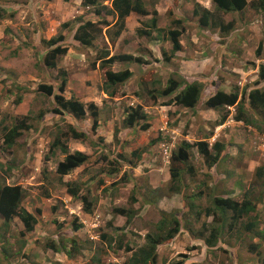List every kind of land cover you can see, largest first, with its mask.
Listing matches in <instances>:
<instances>
[{"label":"rangeland","instance_id":"obj_1","mask_svg":"<svg viewBox=\"0 0 264 264\" xmlns=\"http://www.w3.org/2000/svg\"><path fill=\"white\" fill-rule=\"evenodd\" d=\"M261 1L251 0L241 11L221 12L223 23L233 25L227 34L219 35L190 17L195 2L215 11L212 0H144L150 12L157 11V25L182 29L181 52L165 60L170 46L151 35V14L126 18L115 44L106 38L104 43V34H99L90 46H82L73 38L78 18H96L94 8L84 7L81 0H0L6 17L0 20V121L10 124L15 116L36 117L51 111L52 98L37 92L38 86L51 83L58 93L60 70L66 71L67 80L62 94L81 101L85 108L81 117L66 111L55 122H42L43 128L37 126V133H31L35 142L25 134L20 139L25 145L19 141L11 154L1 146L0 181L26 189L21 205L38 222L28 232L21 231L19 219L8 222L0 240V264H130L132 250L144 244L147 233L156 231L162 217L173 214L181 217L183 225L173 239L158 246L156 264H264V115L251 108L247 99L264 65ZM139 30L150 34L140 35ZM114 31L111 28L109 33ZM58 33L64 34L67 52L55 67L46 69L47 46L42 40ZM106 49L110 55L127 52L147 58L148 66L110 64L108 69L128 67L133 74L121 84L106 87L107 68L97 59ZM170 76L199 78L208 85L202 88L203 100L219 87L237 90L239 106L245 108L250 124L232 119L234 107L160 105L177 91L153 102L149 92H158ZM212 81L216 86L209 84ZM104 87L112 95L104 93ZM259 87L264 90V85ZM138 105L146 117L128 125L126 119ZM224 116L225 125L216 126ZM143 122L148 123L145 130L139 127ZM70 126L83 132L85 140L70 138ZM56 136L62 146H69L67 151L90 154L65 176L56 173L64 154L60 147L50 148ZM198 141L208 145V155L198 151ZM133 150L142 154L141 159L132 155ZM215 155L218 159L210 165ZM114 166L117 171L111 170ZM171 168L179 173L173 182L167 180ZM64 183L80 187L90 212L83 210L80 199L70 197ZM174 188L181 192L173 194ZM221 196L247 200L254 209L231 219L230 211L221 215L213 206V198ZM119 207L126 209L129 219L114 212ZM251 220H259L260 235L246 233L244 226ZM78 223L82 226L74 229ZM211 234H218L215 246L203 242ZM251 244L254 250L248 247Z\"/></svg>","mask_w":264,"mask_h":264},{"label":"trees","instance_id":"obj_2","mask_svg":"<svg viewBox=\"0 0 264 264\" xmlns=\"http://www.w3.org/2000/svg\"><path fill=\"white\" fill-rule=\"evenodd\" d=\"M250 1L212 0L215 7V11H210L208 8H205L201 6L198 2H195L192 9V16L197 17L199 26L206 27L210 30H218L220 35L227 34L230 31L233 23L224 24L222 19L220 18V13L241 11L246 6L250 5ZM111 4L113 9H107L105 6L101 5V0H82V5L93 6L95 15L98 17V20L96 22L90 20L83 21L79 16V23L75 29V32L73 33V38L78 44L82 46H90L93 43V40L95 39L96 35L102 33V26H109L110 22L106 20V16L108 13L113 14V16L116 15V21L111 27L115 28V31L109 33L111 29L109 27L106 30V33L108 34V38L110 40V44L111 42L112 44H115L117 36L125 27L126 17L132 13H136L138 15L143 16L152 14V17L150 18L151 20L148 23V27H150V30L154 29L159 32L162 31V28H158L156 25L157 11L153 10L152 12H150L146 8L144 0H112ZM4 18L6 17L2 13L1 9L0 20ZM179 22L180 20H174V23L176 24H179ZM67 25L68 22L63 23L62 27H66ZM138 32L140 35L150 34V32L146 30H139ZM165 34H167L172 45L171 53L165 54V60H170L171 57L174 56L175 52L179 51L182 48L180 43L181 30H179L178 28L168 29ZM64 39V34L58 33L55 37L42 40L43 43L47 46V51L43 59L44 65L49 68L55 67L57 59L67 52V46H64L63 43ZM258 52L259 50H257L256 52L257 55ZM97 59L103 62V66H101L103 69L107 68V70H105L104 81V85H106V87L123 83L133 74V72L127 67L119 68L116 71L108 69L107 66H109L110 64L112 65L114 63H121L123 65L125 63H138V65L148 66L149 63V60L147 58H143L141 56H134L133 54L127 52H118L116 54L110 55L108 49L104 50L101 54H97ZM59 72L62 75V80L58 87V93H53L52 86L46 84H39L37 92H42L46 95H53L56 105L59 106L62 110L71 111L76 117L83 116L85 114L84 104L74 97L67 98L62 94V91L64 90L67 81L65 78L66 71L60 70ZM259 75L261 79H264L263 64H261L259 68ZM212 83L214 84L215 82ZM201 90L202 83L197 80L186 81L182 77L176 79L174 78V76H170L167 79V84L163 88L159 89L158 92H149V95L152 101L156 102L157 98H160L163 95L172 94L177 91V93L172 98L163 100L160 105L175 104L182 105L185 107H193L200 98ZM20 99L21 97L18 98V101H20ZM237 99V91L224 92L223 90H218L213 95L209 96V98L206 100V104L211 107L225 105L233 106L234 104H236ZM248 99L250 106L252 108L257 109L260 114L264 115V91H260L257 88L252 89L248 92ZM91 108V111L94 112L93 104L90 105V109ZM53 111L59 112V108H54ZM94 114L96 113L94 112ZM144 117H146V114L142 110V107L138 105L132 113L130 120L128 121L126 119V122L128 125H132L133 123ZM26 119L27 116L21 119H14L16 121V124L4 133L2 150H4L7 154H11L13 152L14 146H17V144L21 142L20 140H18L21 137V130L30 127V124L26 122ZM234 119L244 120L247 123H250L248 120H245V111L243 107H238L236 109ZM223 120L224 118H222L221 122ZM139 127H141L142 129H146L148 128V123L143 122L139 124ZM68 132L72 138L77 139L85 137V134L83 132L77 131L72 126L69 127ZM55 141L57 146L60 145L59 137L56 136ZM21 145L24 146L25 143L21 142ZM198 148L200 152L205 155H208V149L204 142H198ZM61 150L63 153H65V156L64 159L58 162L56 166V173L60 176L68 174L73 168L80 166L87 159V155L81 151L68 153L66 147H63ZM131 153L132 155H136L138 159H141L142 157V154H139L137 150H133ZM217 158L218 155L213 156L211 163L213 164L214 162H216ZM115 169L116 166L111 168L112 171H117V169ZM170 174L172 181L178 179L179 173L175 169L173 170V168H171ZM44 177L45 173L43 174V178ZM64 184L66 185L67 193L73 198L80 199L83 204V210L86 212H90L89 202L86 196L82 193L80 187L75 183ZM172 190L174 192H178L177 188H174ZM27 195L28 193L26 189H24L21 185L7 184L3 181H0V220H2L3 222L0 225V240L2 239L3 233L8 227V222L12 219H19L23 223L25 231L33 230L34 225L38 222V219L35 214L21 205L23 199L27 197ZM46 195L49 196L48 193H46ZM132 199L133 201H135L134 198ZM213 205L220 211L222 215L227 210H230L232 212V219H237L243 216V214H248L254 209V207L251 206L250 202L247 200L238 202L229 197H214ZM114 212L126 215L128 219L130 218V216L127 215L125 208H115ZM180 218L181 217H178V215L176 214L170 215L169 219L162 217L156 224V231L149 232L145 235L144 244L139 246L135 250L130 249L132 250V254L128 257L127 261L130 264H156L157 247L173 239L175 234L180 231L183 225L181 223ZM81 226L82 223L74 224V229H78ZM244 228L246 230V233L250 234L251 237L260 235L263 231L259 228V221L257 220H251L250 222H247ZM217 237L218 236L211 234L210 238L204 239V243L207 246H215L219 243V239H217ZM211 238L213 239L211 240ZM48 247L54 249L53 244H50ZM248 247H252V250L256 248V246L253 244L249 245ZM256 255H260L258 250L256 251ZM174 264H182V262L178 261Z\"/></svg>","mask_w":264,"mask_h":264},{"label":"clouds","instance_id":"obj_3","mask_svg":"<svg viewBox=\"0 0 264 264\" xmlns=\"http://www.w3.org/2000/svg\"><path fill=\"white\" fill-rule=\"evenodd\" d=\"M107 1V2H106ZM106 2V3H105ZM111 2H112V0H101V5H103V6H105L107 9H113L112 8V4H111ZM260 2H262V1H260ZM81 4H82V0H81ZM84 6V5H83ZM84 7H93V6H84ZM132 14H136V13H132ZM132 14H130V15H128L126 18H128L129 16H131ZM138 15V14H137ZM148 15H150V14H148ZM93 16H94V18H96V21L98 20V17L95 15V12H94V10H93ZM139 16H143V15H139ZM146 16V15H145ZM151 17H152V14H151ZM150 17V18H151ZM190 17H192V13H191V15H190ZM86 20H90V21H93L94 19H92V18H89V19H86ZM85 20V21H86ZM106 20H108L109 22H110V24H109V26H107V27H105V26H102V33L101 34H104V37H103V39L104 38H106V41H108L109 43H110V40H109V38H108V34L106 33V30L108 29V27L109 28H111L112 27V25L115 23V21H116V15H114L113 16V14H111V13H108L107 14V16H106ZM126 20V19H125ZM157 20V19H156ZM175 20H179V19H175ZM96 21H93V22H96ZM156 25H157V22H156ZM77 27V26H76ZM157 27L158 28H162V31H156V30H154V31H152L151 32V35H152V33H155V37H156V39H158L159 41H161V42H168L169 43V46H170V53H171V48H172V45H171V42H170V40H169V38H168V36H167V34H165L166 33V31L168 30V29H174V28H178L179 30H182L181 28H179L178 26H175V27H170V28H168V26H164V27H162V26H159V25H157ZM103 29H105V31H103ZM210 31H213V30H210ZM216 31V33H219V31L218 30H215ZM165 32V33H164ZM165 35H164V34ZM182 34V33H181ZM219 35H220V33H219ZM181 36V35H180ZM180 43H181V46L183 47V45H182V42H181V39H180ZM163 47H165L164 45H163ZM169 50H163V51H169ZM181 50H182V48L179 50L180 52H181ZM179 51H177V52H179ZM177 52H175V54L177 53ZM169 53V54H170ZM114 54V53H113ZM113 54H111V55H113ZM134 55V54H133ZM177 55V54H176ZM115 64V63H114ZM43 67L44 68H46V69H48L49 67H47L46 65H44V62H43ZM128 68V67H127ZM113 70V69H112ZM114 71H116V70H114ZM242 73H243V70H242ZM181 77V76H180ZM182 78H184L185 80H187V77H182ZM192 80H197V81H199V82H201L202 83V88H204V89H207V86L208 85H204L203 84V82L199 79V78H197V79H194V78H192L190 81H192ZM263 80L264 79H261V77H260V75H259V72H258V76H257V80H256V83L254 84L256 87H253V88H251V89H249L248 90V92L250 91V90H252V89H255V88H257V89H259L260 87H259V85L261 84V85H264V83H263ZM105 81V80H104ZM187 81H189V80H187ZM257 81H259V83L257 82ZM213 82V81H212ZM212 82H210L209 84H211L212 86L213 85H215V83L213 84ZM238 84H240L239 82H237ZM237 83H235V85H237V86H239ZM41 84H46V83H41ZM121 84V83H120ZM46 85H51V83H49V84H46ZM52 86V85H51ZM65 86H66V84H65ZM106 86V85H105ZM216 86V85H215ZM259 87V88H258ZM52 88H53V86H52ZM65 88V87H64ZM182 88V87H181ZM225 88H220L219 87V89H216V90H214V91H212L211 93H209L208 95H205L206 96V98H205V100H203L202 99V96H203V90H201V94H200V98H199V100H198V102L193 106V107H185V106H182V105H175V104H170V105H162V106H172V105H175V106H182V107H184V108H186V109H189V108H195V107H197V105H201V104H203L205 107H207V108H215V107H211V106H208L207 104H206V100L209 98V96H211V95H213L216 91H218V90H223L224 92H228V91H225L224 90ZM260 90V89H259ZM102 91L104 92V93H107L106 91H105V87L102 89ZM232 91H237V90H232ZM260 91H264V90H260ZM248 92H247V99H248ZM40 93V92H39ZM53 93H55L54 92V88H53ZM177 93V92H176ZM237 93H238V91H237ZM44 94V93H43ZM108 94V93H107ZM108 95H112V93H110V94H108ZM175 95V94H174ZM45 96H48V97H51L52 98V100H53V108L51 109V111H46L45 113H40V114H38V116H36V117H33V116H29V114H23L22 116H19V117H14V119H21V118H23V117H25V116H27V119H26V122L28 123V124H30V127L29 128H27V129H22L21 130V137L18 139V140H20L25 134H27V135H29V137L34 141V139H33V137L31 136V133L33 132V131H35V133H37V130H38V127H40L39 129L41 130V128H43V124H42V122H47V121H57L58 120V118L59 117H62L65 113H66V111H68V110H62L59 106H57L56 105V103H55V101H54V98H53V95H45ZM238 96H239V93H238ZM66 97V96H65ZM68 98V97H67ZM70 98V97H69ZM22 99V98H21ZM20 99V100H21ZM200 99H201V101H200ZM18 102H22V101H18ZM248 102H249V99H248ZM19 103V104H20ZM238 103H239V100L237 99V102H236V104H234L233 106H228V105H225V106H223V107H234L235 108V114H236V109L238 108V107H242V106H239L238 105ZM237 106V107H236ZM249 106H250V104H249ZM219 107V106H218ZM251 107V106H250ZM54 108H59V112H55V111H53L54 110ZM252 108V107H251ZM243 109H244V111H245V108L243 107ZM68 112H70V113H72L71 111H68ZM73 114V113H72ZM234 114V115H235ZM260 114V113H259ZM74 115V114H73ZM85 115V114H84ZM262 115V114H261ZM75 116V115H74ZM224 118V120L221 122V120H220V122L216 125V126H220V127H223L224 125H225V119H226V116H224L223 117ZM232 119L233 120H235L234 119V116L232 117ZM34 120V121H33ZM32 121V122H31ZM235 121H242V122H245L246 124H250V123H247L246 121H244V120H235ZM33 123H35L34 124V126H33ZM16 124V121L14 120V121H12L10 124H4L3 123V120H1L0 121V148H1V146H2V144H3V137H4V133L8 130V129H10L13 125H15ZM137 124V123H136ZM38 126V127H37ZM73 127V126H72ZM74 128V127H73ZM217 128V127H216ZM147 129V128H146ZM145 130V129H144ZM78 131V130H77ZM70 138H72V137H70ZM85 138H86V135H85V137L84 138H72L73 140H75V141H77V140H85ZM35 142V141H34ZM33 142V143H34ZM198 142H204V141H198ZM198 142H197V144H196V146H197V149H198V151H199V148H198ZM33 143H32V145H33ZM192 142H188V144H191ZM67 144V143H66ZM204 144L207 146V149H208V145L204 142ZM50 145H51V147H50ZM50 145H49V147L52 149V148H54V147H60V151L62 152V148L63 147H66V146H63L62 147V145L60 144V145H56V141L55 140H53L51 143H50ZM92 145H95V144H92ZM216 145V144H215ZM188 146H191V145H188ZM262 146L264 147V143L262 144ZM50 149V150H51ZM66 149L67 150H69V146L67 145V147H66ZM53 150V149H52ZM75 151H81V152H83L84 154H86L87 155V159H88V156H90V154L89 153H86L84 150H79V149H75V150H73L72 152H69L68 151V153H73V152H75ZM200 152V151H199ZM63 153V152H62ZM200 153H202V152H200ZM64 155H63V159H64V156H65V153H63ZM205 155V154H204ZM62 159V160H63ZM87 159H86V161H87ZM218 159V158H217ZM61 160V161H62ZM85 161V162H86ZM60 162V161H59ZM84 162V163H85ZM83 163V164H84ZM214 164V163H213ZM212 163L210 164V165H213ZM82 165V164H81ZM80 165V166H81ZM78 167V166H77ZM76 168V167H75ZM74 169V168H73ZM72 169V170H73ZM71 172V171H70ZM170 174V173H169ZM65 175H67V174H65ZM65 175H63V176H65ZM168 181L170 180V182L172 181L171 180V174L169 175V177H168V179H167ZM175 181V180H174ZM173 182V181H172ZM154 190H158V189H154ZM177 190H178V192H174L173 191V194L174 193H180L181 191H180V188H177ZM70 197H72V196H70ZM222 197V196H221ZM227 197H229V198H231L230 196H227ZM231 199H233V198H231ZM234 200V199H233ZM235 201H237V200H235ZM238 202H242V201H238ZM214 206V205H213ZM215 207V206H214ZM216 208V207H215ZM217 209V208H216ZM28 210V209H27ZM219 211V210H218ZM227 211H230V210H227ZM220 212V211H219ZM231 212V211H230ZM232 213V212H231ZM221 214V213H220ZM222 215V214H221ZM224 215V214H223ZM16 219V218H15ZM231 219H232V217H231ZM20 221V220H19ZM257 221H259V220H257ZM21 222V221H20ZM22 223V222H21ZM22 225H23V223H22ZM21 231H23V232H28V231H25L24 230V226H23V230H21ZM32 231V230H31ZM219 231V230H218ZM219 234V233H218ZM218 234H216V236H218ZM203 242H204V240H203ZM205 244V243H204ZM206 245V244H205ZM158 248V247H157ZM156 253H157V249H156Z\"/></svg>","mask_w":264,"mask_h":264},{"label":"crops","instance_id":"obj_4","mask_svg":"<svg viewBox=\"0 0 264 264\" xmlns=\"http://www.w3.org/2000/svg\"><path fill=\"white\" fill-rule=\"evenodd\" d=\"M21 105V104H20Z\"/></svg>","mask_w":264,"mask_h":264}]
</instances>
